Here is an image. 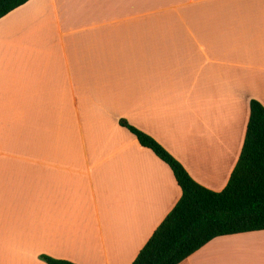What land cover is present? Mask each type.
<instances>
[{
	"label": "crops",
	"instance_id": "obj_1",
	"mask_svg": "<svg viewBox=\"0 0 264 264\" xmlns=\"http://www.w3.org/2000/svg\"><path fill=\"white\" fill-rule=\"evenodd\" d=\"M264 107V0H29L0 19V264H132L182 196L121 119L221 192ZM180 264H264V230Z\"/></svg>",
	"mask_w": 264,
	"mask_h": 264
},
{
	"label": "trees",
	"instance_id": "obj_2",
	"mask_svg": "<svg viewBox=\"0 0 264 264\" xmlns=\"http://www.w3.org/2000/svg\"><path fill=\"white\" fill-rule=\"evenodd\" d=\"M28 1L0 0V19ZM119 124L169 166L182 191L132 264H180L217 237L264 230V107L260 102L250 101L242 150L221 192L197 183L154 138L124 119ZM39 259L46 264H75L47 255Z\"/></svg>",
	"mask_w": 264,
	"mask_h": 264
}]
</instances>
